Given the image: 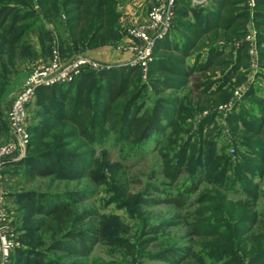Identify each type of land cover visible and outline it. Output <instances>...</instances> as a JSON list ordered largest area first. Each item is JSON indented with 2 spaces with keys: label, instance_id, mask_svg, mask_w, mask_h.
Here are the masks:
<instances>
[{
  "label": "trees",
  "instance_id": "trees-1",
  "mask_svg": "<svg viewBox=\"0 0 264 264\" xmlns=\"http://www.w3.org/2000/svg\"><path fill=\"white\" fill-rule=\"evenodd\" d=\"M36 1L43 9L41 16L33 10ZM116 1L0 0V117L3 111L2 96L11 78L39 56L34 46H28L23 41L25 34L44 20L39 25L37 34L42 39L43 49L49 51L50 59L55 47H58L63 58L70 59L89 48L116 46L127 33L121 24L120 12L113 7ZM189 1L176 0L171 30L164 39L156 43L154 60L148 71L151 88L158 94L168 90L178 93L188 89L183 97L162 96L151 107H147L146 98H142L147 84L143 83L139 66H121L99 72L86 70L71 83L39 87L29 110L31 106L37 105L51 113L45 123L29 125L31 139L24 158L7 162L9 164L6 163L5 166L10 163H35L33 169L41 176L56 175L61 179L91 175L81 166L85 161L84 153L62 150L65 147L63 139L77 135L92 147L111 142L114 148L121 150L120 156L124 157L125 162L145 142L155 137L159 147H168L170 142L179 140L180 133L187 130L182 116L177 120L174 118L176 113H185L191 109L203 111L205 108L228 104L233 100L234 89L243 85L254 74L256 77L244 91L243 99L241 97L234 100L232 109L226 114L232 134L228 145L234 152L223 154L208 176L218 188H227L231 184L230 174H233L241 181L248 199L223 204L222 198L198 195L195 202H213L216 205L214 212L205 216L208 206H199L188 223L192 228L189 235L215 238L211 241V247H206L213 258L228 256L222 264H264V236L259 241L254 232L256 229L264 232V218L259 217L264 214L257 210L252 212L258 203L251 202L258 199L261 186L260 183L253 184V180L257 176L261 179L264 175V88L255 82L259 78L264 80V0H255L254 6H250L249 0H209L208 5H192ZM187 5L190 6L186 7ZM190 14L194 20H182ZM20 24L22 27L18 28ZM251 27L255 31L257 70L252 67V43L247 39ZM16 52L18 56L15 62L13 59ZM189 59H193V62H189ZM196 74H199V78L202 76V80L200 79L197 88H191V80ZM74 85L78 86L75 92L72 90ZM218 114V111H214L209 118L215 119ZM56 123H63L64 126L69 123L73 125V130L64 132L63 125ZM6 125L9 128L7 120ZM243 146L245 149H241ZM188 147L189 145L184 147V155L176 164L167 166V176L172 184L179 181L184 173L182 165L190 160ZM177 150L179 148L171 146L167 150L169 152L161 150V155L167 158L170 152ZM239 151H242L241 157L238 156ZM117 175L118 173L115 174ZM123 179L121 176L115 182L121 192L119 195L126 197L129 189ZM199 189L200 181L185 187L178 186L173 192L155 185L156 191L167 196L156 197L151 201L184 208ZM6 193L8 197V192ZM25 195L27 200L36 204L37 213L46 217L33 233L26 234L25 237L39 234L41 239L30 242L39 243L38 245L46 237L51 241L46 244V250H60L64 254L54 259L32 246L20 248L16 258L15 253L13 255V264H75L64 263L62 259L88 255V249L104 241L108 235L106 227H99L94 222L90 224L89 219L96 216L94 210H80L82 198H71L54 204L49 199V194L32 190ZM9 211L11 213L10 209ZM174 217L150 225L145 236L152 235L149 239L155 240L152 237L164 233L167 226L179 223L180 215L176 214ZM210 218L214 219L213 222L226 224L234 229L240 221L244 222L248 227L246 231L251 233V250L243 256L236 248H221L225 245L220 244L223 236L210 223ZM15 221L13 218L14 226ZM229 235L232 244L234 231ZM168 245L156 250L154 257L170 264H184L192 260L195 264H212L206 261L207 253H200L194 244L181 248L176 244Z\"/></svg>",
  "mask_w": 264,
  "mask_h": 264
},
{
  "label": "rangeland",
  "instance_id": "rangeland-1",
  "mask_svg": "<svg viewBox=\"0 0 264 264\" xmlns=\"http://www.w3.org/2000/svg\"><path fill=\"white\" fill-rule=\"evenodd\" d=\"M165 1L166 0H117L113 7L120 12V19L126 14L131 13V11L134 12L133 16L137 17V22H133L129 25L127 27L129 30L135 26L147 25L149 23V15L152 7ZM197 1L196 3L200 5L209 4V0ZM189 2H191L190 4L192 5H197L194 3V0H190ZM189 6L190 5H187L186 7ZM178 8L182 9V6ZM33 10L40 16L43 15V9L39 6L37 1L33 5ZM30 20L34 21V19ZM182 20L189 22L194 20V18L190 14L188 18ZM42 21L44 22V20ZM42 21L37 23L36 27L27 32L24 36L23 41L26 42L28 46H34L39 54L38 57L33 58L32 61L25 66V70L30 71L35 65L48 62L50 59L48 55L49 51L43 49L42 39L38 37L37 34L39 25L43 23ZM45 23L47 24L46 21ZM21 27L22 24L18 25V28ZM127 28H125L126 32ZM250 29L253 30L252 27ZM139 45L140 42L138 39L128 36L126 33L117 46H121L124 50H130L132 56H134L136 52L135 47H139ZM16 54L17 52L14 54L15 59H13L15 62L18 56ZM189 62H193V59H189ZM142 74L143 83L147 84L142 98H146L147 107H151V105L162 96L183 97L188 91V89H184L175 93V90H168L163 94H158L151 88L148 72L145 74L142 71ZM255 77L254 74H251L248 81L234 89L233 95L240 89L243 95L244 91L248 89ZM201 78H199V74H196L191 80V88H197ZM257 80L255 82H258V86L264 88V80L262 78ZM73 87L72 90L75 92L78 86L74 85ZM242 95L239 97L241 98ZM240 98H233L232 101H236ZM36 106L37 105L31 106L29 110V125L45 123V120L51 113H48L43 107L37 106V108ZM225 106L226 104H222L218 107L213 106L205 108L203 111L191 109L189 111L186 110L185 113L181 111L176 113L174 118L177 120L182 116V120L185 121L184 128L187 129L185 132L178 135L179 140L177 139L170 142L168 147H159L155 142V137L153 140L145 142L143 147L126 162L124 157L120 156L121 150L114 148L111 142L106 143L107 145L104 146L99 144L97 147H92L79 135L76 137H66L63 139L65 147H63L62 150L64 152L75 150V152L84 153L83 159L85 161L81 166L84 168V171L91 174L86 176L82 174L83 176L77 179H61L56 175L41 176L37 170L33 169L35 163H10L7 167L5 166L1 172L0 184L1 187L8 192L6 202L11 210V216L16 220L15 228L18 231L20 242V247L18 249L31 248L32 246L33 248L40 249L43 254L54 259L64 254L63 251L60 250H46V244L51 242L46 237L42 238L40 245H38L39 243L30 244L31 241L41 239L39 234L34 235V237H25L26 234L33 233L40 222L46 219L45 215L37 213L36 204L26 199L27 195L25 194L33 190L49 194V199L54 204H59L63 202V200H71V198H82L83 201L79 204L80 210H87L90 212L94 210L96 213L95 217L89 219L91 220L89 221L90 224L94 222L93 224L108 229V235L104 241L96 243V245L91 247L89 246L88 255H74L67 259H62L64 263L170 264L154 257L158 249L167 247L168 244H176L180 248L194 244L200 253H207L206 261L208 263L222 264L227 260L226 258H228V256L224 255L225 257L218 259L213 258L211 257L212 254L210 251L207 250V247H211L213 244L211 241H214L215 238L210 236L199 237L196 235H189L192 232V228L188 222L192 220L191 215L194 214V211L199 206H208L209 209L205 212V216H209L214 212L213 208L216 205L213 202L206 201L201 204L195 202L198 195L201 197L213 195L216 196V199L222 198L223 204H228L229 202L237 203L248 199L241 181L238 177H234L233 174L229 173L231 176V184L228 185L227 183V188H218L216 183L208 178L217 163L220 162L219 158L222 157L223 154L232 153L229 147L230 145H228L231 143L232 134L229 130L226 114L229 113L233 105H229V107L224 109ZM40 108L43 109L40 110ZM214 111H218L219 114L215 119H212L214 120L212 121L209 116H211ZM56 124H62L64 132L68 133L70 130H73V125L69 123L65 126L63 123ZM202 126H204V129H202ZM221 126L223 127L221 128ZM0 128L4 133L5 139H8L10 133L6 125L4 107L0 117ZM185 144L189 145L187 150L190 160L186 163L184 162L182 165L184 173L181 175L179 181L172 184L170 178L167 176V166L168 164L173 166L174 163L176 164L182 158L185 152ZM171 146H176L179 150H177V152H170L167 158L163 157L161 155V150L169 152L167 150ZM241 149H245V147L243 146ZM238 156H242V151L238 152ZM212 157L213 160H211ZM117 173L118 175L115 176ZM121 176L124 178L123 183H126L127 189H129L126 197H121V195H119L121 192L118 191V183L115 182V179ZM199 181L200 189L190 197L189 204H186L184 208H177L166 203H153L151 201L156 197L163 196L164 198L167 196V194L162 195V192L156 191L155 185L159 186L160 189L173 192L178 186L185 187ZM256 183L261 184L259 189L260 195L257 200L251 201L258 203L256 209H252V212L257 210V212H263L262 214H264V175L261 179L259 176L255 177L253 184ZM244 209L246 210L247 208ZM243 210L241 212H243ZM176 214L180 215L178 224L167 226L164 229V233L152 237L155 238V240L149 239L152 235L145 236L150 225L171 220L175 218L174 216ZM259 217L264 218V215H260ZM213 220L214 219L210 218V223L214 224V228H217L219 234L223 236V242L220 244L225 245H222L221 248L225 246L230 248V250H232V247L236 248L243 256L245 252L251 250L253 241L250 238L251 233L246 231L248 227L244 222L240 221L239 225L235 226L234 229L232 226L227 227L226 224L213 222ZM231 231H234V236H231L233 238L232 244H230L231 239L229 235ZM254 232H256L255 236L257 239L261 241L264 232L259 229H256V231L254 230ZM244 247H246V249H243ZM17 250L15 251V258L18 253ZM184 264H195V262L192 260Z\"/></svg>",
  "mask_w": 264,
  "mask_h": 264
},
{
  "label": "built area",
  "instance_id": "built-area-1",
  "mask_svg": "<svg viewBox=\"0 0 264 264\" xmlns=\"http://www.w3.org/2000/svg\"><path fill=\"white\" fill-rule=\"evenodd\" d=\"M198 2L194 0L195 4ZM250 6L255 0H249ZM176 0H166L153 6L147 25L135 26L128 30L127 35L139 40V47H135V55L123 63L101 62L89 56L78 54L70 59L63 58L58 47L48 62L35 65L30 71L23 87L13 96V102L6 111L10 137L5 139L0 129V179L1 172L7 162H16L24 158L31 139L29 131V105L34 101L39 87L68 84L73 82L86 70L103 71L121 66H139L147 74L151 62L154 60V48L159 40L164 39L171 30L175 17ZM251 41L252 67L257 68L258 53L255 47V31L251 30L247 36ZM242 91L237 90L233 98H240ZM233 101L226 104L227 108ZM234 152V149H231ZM7 193L0 184V264H13V255L20 247L19 235L13 218L7 206Z\"/></svg>",
  "mask_w": 264,
  "mask_h": 264
},
{
  "label": "crops",
  "instance_id": "crops-1",
  "mask_svg": "<svg viewBox=\"0 0 264 264\" xmlns=\"http://www.w3.org/2000/svg\"><path fill=\"white\" fill-rule=\"evenodd\" d=\"M134 12L126 14L121 19V24L124 28H127L133 22H137V17L133 16ZM82 54L87 55L93 59L99 60L101 62H108V63H123L130 60L133 56L130 50L123 49L121 46L115 45H103L99 47L89 48L85 50ZM254 70H257L255 68ZM29 70H21L16 73L10 80L9 85L7 86L2 100L4 102V109L5 113L8 108L11 106L13 102L14 94L20 90L26 79L28 78Z\"/></svg>",
  "mask_w": 264,
  "mask_h": 264
}]
</instances>
